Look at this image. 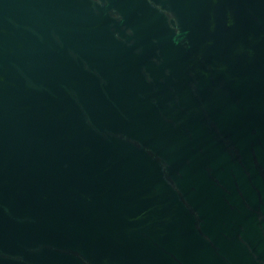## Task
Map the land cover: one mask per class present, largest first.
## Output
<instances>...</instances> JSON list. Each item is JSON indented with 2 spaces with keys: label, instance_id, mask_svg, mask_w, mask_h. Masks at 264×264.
I'll return each mask as SVG.
<instances>
[{
  "label": "water",
  "instance_id": "obj_1",
  "mask_svg": "<svg viewBox=\"0 0 264 264\" xmlns=\"http://www.w3.org/2000/svg\"><path fill=\"white\" fill-rule=\"evenodd\" d=\"M0 264H264V0H0Z\"/></svg>",
  "mask_w": 264,
  "mask_h": 264
}]
</instances>
